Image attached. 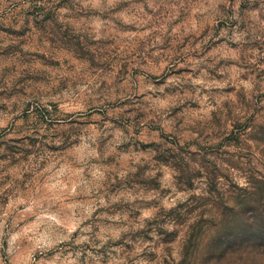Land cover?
<instances>
[{"label":"rangeland","instance_id":"1","mask_svg":"<svg viewBox=\"0 0 264 264\" xmlns=\"http://www.w3.org/2000/svg\"><path fill=\"white\" fill-rule=\"evenodd\" d=\"M263 225L264 0H0V264H264Z\"/></svg>","mask_w":264,"mask_h":264},{"label":"trees","instance_id":"2","mask_svg":"<svg viewBox=\"0 0 264 264\" xmlns=\"http://www.w3.org/2000/svg\"><path fill=\"white\" fill-rule=\"evenodd\" d=\"M262 228H263V229H261V231L264 230V225L262 226ZM238 238H239V237H238ZM235 240H236V238H235Z\"/></svg>","mask_w":264,"mask_h":264}]
</instances>
